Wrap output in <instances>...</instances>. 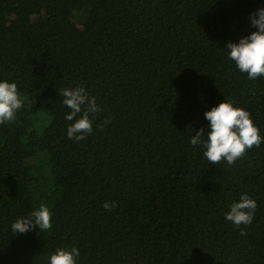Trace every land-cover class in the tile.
I'll return each mask as SVG.
<instances>
[{
	"label": "trees",
	"instance_id": "16d2710c",
	"mask_svg": "<svg viewBox=\"0 0 264 264\" xmlns=\"http://www.w3.org/2000/svg\"><path fill=\"white\" fill-rule=\"evenodd\" d=\"M260 7L0 0V81L22 97L0 124V264H49L73 246L77 264H264V76L241 73L226 47L257 30ZM80 85L101 110L77 142L59 90ZM225 99L250 112L262 142L211 164L191 139L201 128L207 139L205 112ZM243 193L257 208L237 227L225 216ZM41 204L51 229L12 231Z\"/></svg>",
	"mask_w": 264,
	"mask_h": 264
},
{
	"label": "clouds",
	"instance_id": "9594fccd",
	"mask_svg": "<svg viewBox=\"0 0 264 264\" xmlns=\"http://www.w3.org/2000/svg\"><path fill=\"white\" fill-rule=\"evenodd\" d=\"M250 19L257 30L241 38L238 43L229 41L226 47L229 49V59L235 62L239 71L255 80L264 76V7L257 9ZM59 95L63 97L62 103L71 109L66 119L74 121L67 128L68 138H74L77 142L85 139L93 131L91 116L101 110L96 97L90 96L83 85L60 89ZM21 107L22 97L17 83L7 79L0 81V124L13 121ZM205 119L210 122L207 139H203L205 128H201L192 137L191 144H203L206 149L203 155L211 164L218 165L223 160L231 165L243 157L247 150L258 147L262 142L260 130L250 112L236 107L227 99L206 111ZM103 207L111 211L116 207V202L105 201ZM256 208V200L243 193L239 202L231 205L225 219L237 227L242 224L250 225ZM37 227L43 233L53 227L52 212L46 204H41L27 217L17 218L11 225L12 231L18 234ZM241 234L246 235L244 229H241ZM79 255V249L75 246L70 249L61 247L50 256L49 264H77Z\"/></svg>",
	"mask_w": 264,
	"mask_h": 264
}]
</instances>
